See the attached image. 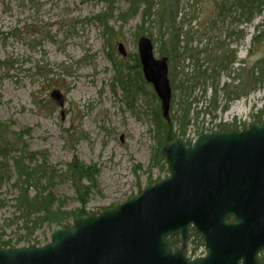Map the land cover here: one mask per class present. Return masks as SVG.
<instances>
[{
    "label": "rangeland",
    "instance_id": "374dc122",
    "mask_svg": "<svg viewBox=\"0 0 264 264\" xmlns=\"http://www.w3.org/2000/svg\"><path fill=\"white\" fill-rule=\"evenodd\" d=\"M134 1L0 0V121L11 133L27 134L23 141L26 151L32 154L33 165L43 163L39 155L43 154L58 174L64 173L75 158L99 168L98 188L90 192L85 206L67 177L55 178L50 185L43 179L47 191L63 202L64 211L84 209L89 216L97 215L169 176L166 160L158 161L156 156L159 144L153 111L160 105L159 100H154L151 93L139 92L130 102L118 82L123 77L128 86L142 84V70L139 74L133 69L140 60L141 37L152 40L155 57L161 58L158 26L153 18L143 17L142 0L137 1V12L133 11ZM160 1L154 0L156 4ZM181 2L183 14H187L185 21L190 24L184 31L195 37L193 47L205 48L214 38L209 48L214 50L225 40L226 49L235 53L237 62H246L245 68L263 58L264 41L252 43L255 26L263 22V17L251 25L234 24L233 31L243 32L245 38L237 41L235 35L228 40L224 38L225 30H208L207 24L214 23L217 13L216 0ZM231 24L224 28L228 34ZM120 44L126 56L120 53ZM188 62L184 59V66ZM238 67L236 64L234 69ZM229 81L223 75L221 86ZM145 88L154 92L151 84ZM201 92L197 90L195 97H201ZM210 96L209 91L207 97ZM172 107L174 115L177 103ZM228 107L225 113L217 112L213 122L209 116L201 115L200 128H215L216 124L234 119L252 124V111L264 108V85ZM197 130L196 126L188 128L187 138L197 137ZM18 147L22 148V144ZM8 164L9 180L0 185V234L13 244L23 240L19 246L8 248L44 246L50 242L55 227L37 228L30 245L29 240H24L29 238L28 230L16 209L19 190L11 156ZM73 221L65 226H72Z\"/></svg>",
    "mask_w": 264,
    "mask_h": 264
},
{
    "label": "water",
    "instance_id": "95a60500",
    "mask_svg": "<svg viewBox=\"0 0 264 264\" xmlns=\"http://www.w3.org/2000/svg\"><path fill=\"white\" fill-rule=\"evenodd\" d=\"M119 51L126 56L122 44ZM139 55L167 119L168 61L155 57L147 37L139 40ZM163 154L167 178L116 209L57 226L44 246L0 245V264H262L264 123L201 134L194 142L180 136ZM191 229L206 251L193 260L185 255ZM177 234L181 248L173 251L168 237Z\"/></svg>",
    "mask_w": 264,
    "mask_h": 264
},
{
    "label": "trees",
    "instance_id": "16d2710c",
    "mask_svg": "<svg viewBox=\"0 0 264 264\" xmlns=\"http://www.w3.org/2000/svg\"><path fill=\"white\" fill-rule=\"evenodd\" d=\"M137 1L133 2V11L136 10V12ZM142 2L144 5L143 17L145 19L153 18V23L158 26L157 30L161 41L159 53L161 58H167L169 64L172 106H175V103L178 105L175 114L171 115L170 113L168 119L164 118L160 105L153 111L156 137L159 144V148L156 150L158 161H165L163 155L165 145L179 136L187 137L188 128L191 126L198 127V134L206 131L231 132L246 128L249 124L247 122L239 123L237 119L230 123L216 124L215 128L211 129L200 128L202 123L199 121L201 115L209 116L211 122L215 121L217 118L216 113H225L229 109L228 104L238 99L246 98L258 91L264 85V56L251 68H245L246 62H237L235 53L226 49L225 40L219 42V45L214 50L209 49L214 44V38L209 41L205 48L193 47L195 37L190 31H184V27L190 24H187L189 21H185L187 14H183L184 7L181 0H161L158 4L154 0H142ZM216 3L217 13L213 19L214 23L209 22L207 26L209 31H216L217 28L219 30L222 29V31L225 30L223 33L226 35L224 36L225 39L228 37L229 40L235 35L234 39H237V41L245 38L243 32L237 33L233 31L232 26L234 24L251 25L258 17H263L264 19V0H216ZM216 18L220 21L217 22ZM228 21L229 24L232 23L229 27L231 28L229 34L224 29L228 27ZM254 31L253 45L264 41V20L255 26ZM204 34L206 35V33ZM201 38L203 39L205 36ZM199 43L201 44V42ZM202 53H204L203 60L197 59V56ZM190 54L195 55H192V58H194L193 62H189L188 66H184V59L186 61L190 59ZM236 64H239V67L234 69ZM133 69H137L140 74V70H142L140 60H137V64L133 66ZM119 74L123 76L120 69ZM223 75H227L230 81L221 86ZM237 80L239 84H236ZM142 81L138 91L135 94H130L124 78L120 77L118 79V82L125 89L127 99L130 102L136 100L137 93L146 92L145 87L148 86V83L144 79ZM250 82L253 83L251 87ZM200 89H202L201 97H195L194 94ZM209 91L211 96L207 97ZM149 93H151L150 95L154 100H158L153 91L150 90ZM200 105L204 106V108H198ZM172 106L171 109L173 108ZM251 118L253 123H264V108L257 111L253 110ZM26 135L24 131L22 133L9 132V127L0 121V185L4 180H9L10 166L8 161L11 156L14 162V172L17 175L15 186L19 190V195L16 198V209L21 214L25 229L28 230L29 238L25 237L24 240H29L28 244L30 245V237L37 228L43 225L56 227L68 224L70 220L78 217L89 216L84 209L77 212L64 211L62 209L63 202L51 191H47V188L42 184L43 179H46L47 185H50V183L53 184L55 178L63 179V177H67L75 187L80 202L85 206L90 192L98 188L97 176L99 168L96 165L88 166L75 158L68 163L64 173L58 174L56 168L49 167L47 157L46 155L42 156L43 154H39L41 159L44 160L43 163L33 165L31 163L34 161L32 154L26 151L27 147L23 141ZM18 144H22V148H19ZM48 173L49 175H47ZM86 182L90 183V185H86ZM56 204L59 205L56 206ZM22 241L20 240L18 243L13 244L10 240L5 241L0 234V244L4 248L17 247ZM168 242L172 249H177L181 246L179 235L170 236ZM189 243L187 255L191 257L198 256V253L204 247V243L193 229L189 235ZM260 261L264 264V252L260 256Z\"/></svg>",
    "mask_w": 264,
    "mask_h": 264
},
{
    "label": "bare ground",
    "instance_id": "6f19581e",
    "mask_svg": "<svg viewBox=\"0 0 264 264\" xmlns=\"http://www.w3.org/2000/svg\"><path fill=\"white\" fill-rule=\"evenodd\" d=\"M194 54H195V53H194ZM203 54H204V53L198 55V56H197L198 58H197V57H196V58L199 59V60H203V58H204V55H203ZM192 55H193V54H190V57H189L190 59H188L190 63L193 62V59H194V58H192ZM193 56H195V55H193ZM195 60H196V59H195ZM189 62H188V63H189ZM190 63H189V64H190ZM128 87H129V93H130V94H133V93L135 94V92L138 91V88H137V87H139V85L129 84ZM145 89H146V88H145ZM139 90H140V89H139ZM148 93H149V92L146 90L145 94H148Z\"/></svg>",
    "mask_w": 264,
    "mask_h": 264
},
{
    "label": "flooded vegetation",
    "instance_id": "af4514ba",
    "mask_svg": "<svg viewBox=\"0 0 264 264\" xmlns=\"http://www.w3.org/2000/svg\"><path fill=\"white\" fill-rule=\"evenodd\" d=\"M252 82H253V81H252ZM252 82H250V87H251V85L253 84ZM236 84H239V81H238V80L236 81ZM180 240H181V239H180ZM179 248H181V246H180V247H178L177 249H172V250H174V251H175V250H178Z\"/></svg>",
    "mask_w": 264,
    "mask_h": 264
}]
</instances>
